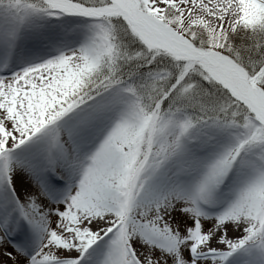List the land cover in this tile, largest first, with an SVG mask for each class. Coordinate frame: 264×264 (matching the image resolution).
Returning <instances> with one entry per match:
<instances>
[{
	"label": "snow or ice",
	"instance_id": "6c2138e0",
	"mask_svg": "<svg viewBox=\"0 0 264 264\" xmlns=\"http://www.w3.org/2000/svg\"><path fill=\"white\" fill-rule=\"evenodd\" d=\"M0 264H264V0H0Z\"/></svg>",
	"mask_w": 264,
	"mask_h": 264
}]
</instances>
